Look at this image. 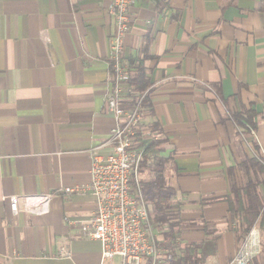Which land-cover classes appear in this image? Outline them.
Listing matches in <instances>:
<instances>
[{
    "label": "crops",
    "instance_id": "crops-1",
    "mask_svg": "<svg viewBox=\"0 0 264 264\" xmlns=\"http://www.w3.org/2000/svg\"><path fill=\"white\" fill-rule=\"evenodd\" d=\"M128 15L124 60L147 83L138 145L152 140L163 161L174 255L227 264L241 240L226 198L245 158L264 161V0H135ZM114 29L110 0H0V264H120L78 236L95 198L63 192L90 183L94 149L110 152ZM241 110L255 114L248 135L232 117ZM41 194L53 195L46 213L26 211L31 201L10 212V196ZM153 228L167 244L168 229Z\"/></svg>",
    "mask_w": 264,
    "mask_h": 264
},
{
    "label": "built area",
    "instance_id": "built-area-1",
    "mask_svg": "<svg viewBox=\"0 0 264 264\" xmlns=\"http://www.w3.org/2000/svg\"><path fill=\"white\" fill-rule=\"evenodd\" d=\"M134 1L110 0L115 28L108 52L112 87L105 98L106 109L114 120L107 142L111 145L110 152L99 155L94 149L90 183L82 187L65 188L63 192L85 193L95 198V214L89 221L77 224L78 236L98 242L103 261L118 258L120 264H168L172 256L160 248L149 220V210L137 184L139 167L144 157H150V153L144 146L138 145L147 90H134L131 81L136 63L129 64L124 60V38L130 23L128 12ZM52 196H10L9 210L15 215L21 202L31 201V206L25 210L32 214H44L48 211ZM261 252V232L255 223L244 234L227 264H253ZM61 253L69 255L65 248Z\"/></svg>",
    "mask_w": 264,
    "mask_h": 264
},
{
    "label": "trees",
    "instance_id": "trees-1",
    "mask_svg": "<svg viewBox=\"0 0 264 264\" xmlns=\"http://www.w3.org/2000/svg\"><path fill=\"white\" fill-rule=\"evenodd\" d=\"M134 90L143 92L146 90V80L143 77L142 71L133 77L131 81ZM146 104L144 100L143 105ZM233 120L236 125L242 130L243 134L248 135L251 129H254L255 114L251 110H241L233 114ZM145 150L150 152L154 157L152 162L147 166L152 172L150 187V195L145 199V204L152 206V213L149 211V220L159 227L168 229L165 234V241L167 244H161L160 248L166 253H170L172 260L168 264H202L204 255L201 258L192 257L188 254H183L177 258L174 255V247L172 245L175 240L176 229L179 227L177 214L171 207L168 194L165 192L166 185L163 178V161L158 159L155 149V143L152 140L146 139L142 141ZM256 149V146L253 144ZM155 154V155H153ZM143 166H146V157L143 160ZM240 169L244 175L245 181L241 186L233 185L230 193L226 198L230 220L234 223L235 232L239 240H243L244 234L256 222L261 232L262 252L254 260L253 264H264L260 261V257L264 253V203L263 196L259 191V187L264 186V161L259 157L245 158L241 164ZM132 187L135 189V184L132 182ZM147 200V201H146ZM148 208V207H147ZM149 210V209H148Z\"/></svg>",
    "mask_w": 264,
    "mask_h": 264
},
{
    "label": "rangeland",
    "instance_id": "rangeland-1",
    "mask_svg": "<svg viewBox=\"0 0 264 264\" xmlns=\"http://www.w3.org/2000/svg\"><path fill=\"white\" fill-rule=\"evenodd\" d=\"M111 87H112V85L110 86V88H111ZM108 93H109V91H108ZM108 93H107V94H108ZM263 203H264V199H263ZM255 223H256V222H255ZM255 223H254V224H255Z\"/></svg>",
    "mask_w": 264,
    "mask_h": 264
}]
</instances>
